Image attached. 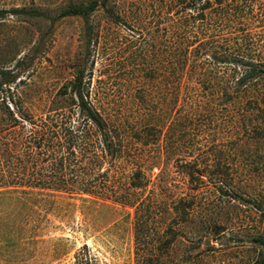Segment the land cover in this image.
<instances>
[{
	"label": "rangeland",
	"instance_id": "obj_1",
	"mask_svg": "<svg viewBox=\"0 0 264 264\" xmlns=\"http://www.w3.org/2000/svg\"><path fill=\"white\" fill-rule=\"evenodd\" d=\"M90 1L0 0V9L25 5L43 15H8L0 20V103L4 99L9 107L7 97L12 93L14 104L39 116L49 101L55 107L63 97L71 98L63 96L64 87L70 88L78 71L84 70L93 105L103 115L113 114L131 126L150 105L162 109L163 96L146 75L158 67L157 51L165 39L162 29L170 3L177 0H107L90 16L97 37L88 57L82 19H53L70 3ZM244 1L246 18L231 24L251 29L258 43H264V0ZM159 58L163 59L162 52ZM143 87L149 90L145 106L137 91ZM259 90H264V82L249 91ZM235 112L226 106L219 117L202 114L196 123L199 130L184 137L183 155L207 158L212 168L217 159L225 160L241 198L210 207L206 221L219 226L216 232L199 231L197 219L185 223L179 241L163 257L164 264H253L264 255V245L253 241L264 239V222L255 208L264 209V123L261 118L234 121ZM249 113L251 118L256 115L255 110ZM130 146L141 151L134 140ZM145 153L159 158L160 147ZM160 163L148 176L176 192L183 186L176 163L165 157ZM121 171L126 175L131 166L123 164ZM215 195L211 184L201 186L196 211H205L203 205ZM82 255L88 264H135L131 211L87 197L0 192V264H77Z\"/></svg>",
	"mask_w": 264,
	"mask_h": 264
},
{
	"label": "trees",
	"instance_id": "obj_2",
	"mask_svg": "<svg viewBox=\"0 0 264 264\" xmlns=\"http://www.w3.org/2000/svg\"><path fill=\"white\" fill-rule=\"evenodd\" d=\"M106 3H70L53 19H82L88 57L97 37L89 19ZM170 4L162 29L163 49L157 51L158 67L146 75L163 96L162 109L150 105L131 126L113 114L103 115L93 105L94 94L84 70L78 71L70 88L64 87L63 96L71 94V98L63 97L55 107L49 101L39 116L14 104L12 93L7 97L9 107L4 99L0 103V192L66 194L130 210L135 264H164L163 257L179 241L184 224L195 219L199 231L216 232L219 226L208 225L207 212L217 201L241 198L225 160L217 159L212 168L207 158L183 155L184 137L199 130L202 114L212 119L221 116L223 107L232 106L234 121L261 118L264 123V90L249 91L264 82V43H258L251 29L231 24L233 19L246 18L245 1L177 0ZM21 14L43 16L24 5L0 9V20ZM137 91L145 106L149 90ZM254 110L251 118L249 112ZM130 140L138 142L141 151L133 149ZM154 146L160 147L159 158L145 153ZM163 157L174 160L184 188L172 192L152 182L148 172L156 163L162 164ZM126 163L131 171L125 175L121 169ZM207 183L216 195L203 205L205 211H196L201 186ZM255 208L264 222L263 207ZM253 241L264 245L261 237ZM84 263L88 264L82 255L77 264ZM253 264H264V255Z\"/></svg>",
	"mask_w": 264,
	"mask_h": 264
}]
</instances>
